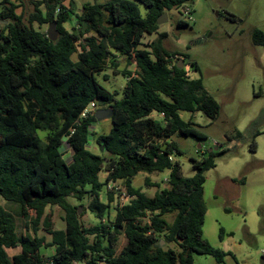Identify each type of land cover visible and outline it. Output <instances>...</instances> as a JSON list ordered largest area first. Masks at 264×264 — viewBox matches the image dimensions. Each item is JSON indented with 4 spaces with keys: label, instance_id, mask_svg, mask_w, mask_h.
<instances>
[{
    "label": "trees",
    "instance_id": "1",
    "mask_svg": "<svg viewBox=\"0 0 264 264\" xmlns=\"http://www.w3.org/2000/svg\"><path fill=\"white\" fill-rule=\"evenodd\" d=\"M65 1L37 0L27 23L14 0L0 2V22H6L0 30V197L18 205V216L33 233L18 235L14 215L0 205V264H194L195 254L224 264L227 256L235 255L204 237V185L206 172L230 150L205 151L192 159L193 177H185L180 163L170 159L182 155L172 141L175 135L206 140L196 123L180 113L202 112L217 120L221 107L202 77H186L187 65L199 73L200 67L166 48L167 33L143 44L146 35L158 33L160 16L192 0L87 3L71 31L65 24L73 11ZM139 4L147 8L146 16ZM54 21L56 41L34 27ZM177 25L189 24L180 19ZM252 39L264 46L263 31L255 30ZM120 57L136 66L135 73L118 71ZM178 57L185 62L183 69ZM172 59L177 61L172 64ZM110 65L114 74L127 78L121 98L98 80ZM92 102L98 110L111 112L108 134L92 131L98 122L95 114L82 118ZM153 112L164 121L151 117ZM259 135L252 138V152L258 149ZM92 136L102 155L91 151ZM229 139L244 140L245 135L237 132ZM103 171L108 172L105 181L100 180ZM166 171L170 173L164 189L146 179L147 186L159 187L153 197L133 185L142 172ZM119 180L131 200L118 205L115 217L108 219L114 197L109 193L104 203L100 195L109 182ZM233 181L245 183L246 177ZM87 196L92 200L85 208L101 221L93 227L81 222L78 212L84 206L68 201L71 197L82 202ZM55 206L64 211L63 230L55 229L52 215L46 214ZM168 215H174L172 222ZM41 230L45 235H39ZM122 234L127 244L117 254ZM225 236L221 228V239ZM162 240L179 251L161 246ZM17 247L21 253L10 258L6 250ZM51 248L54 254H42Z\"/></svg>",
    "mask_w": 264,
    "mask_h": 264
},
{
    "label": "rangeland",
    "instance_id": "2",
    "mask_svg": "<svg viewBox=\"0 0 264 264\" xmlns=\"http://www.w3.org/2000/svg\"><path fill=\"white\" fill-rule=\"evenodd\" d=\"M2 0H0L1 2ZM20 8L18 13L24 16L25 22L34 12L37 0H14ZM66 0L65 5L72 9L70 21L65 28L72 30L76 25V14L81 13L87 3H106L110 0ZM192 17L194 23L178 27L177 23L183 19L182 9L168 13V21L159 25V31L153 35H146L143 44L155 41L159 33H167L166 48L170 52L183 55L186 63L195 61L200 67V73L195 72L193 77H202L204 85L210 94L219 103L221 110L217 120L208 118L202 112L194 114L183 112L185 121L192 120L196 128L205 135L206 140L198 141L194 137L175 135L172 141L181 149L182 155L177 156L183 175L193 177L196 170L192 159L201 158L199 145L203 144V151L229 149L230 152L217 159V167L206 172L204 185V202L207 213L204 224V237L212 246L225 252H232L224 264H262L264 258V46L256 45L252 36L255 30L264 32V0H192ZM143 16L147 8L139 4ZM43 12L46 8L41 7ZM1 11V7H0ZM5 23L0 22V30ZM50 24L34 27L42 33H48ZM141 48H145L144 46ZM78 55L73 56L77 60ZM182 58V57H178ZM183 59V58H182ZM121 65L118 71L135 73L136 66L129 65L125 58L120 57ZM177 59H172L174 64ZM114 68L104 69L98 80L111 92H119L122 97L127 85V78L122 74H114ZM108 80H104V76ZM97 133H107L111 123L101 121L94 126ZM237 132L245 135L244 140L229 139ZM256 133L258 149L251 151L252 138ZM215 143H218L216 145ZM91 151L102 155L99 146L93 140L90 143ZM138 174L133 182L137 188H142L149 197L157 192L156 186H147L146 179L152 184H158L161 189L167 187L165 178L167 172ZM102 181H105L103 175ZM246 177L245 183L234 182L233 179ZM233 178V179H232ZM123 187V183L121 184ZM111 204V216L114 208L120 204H127L123 192H118ZM107 187L101 192V199L108 202ZM92 197L87 196L82 202L74 198L68 201L74 205H83L79 214L85 227H93L101 221L85 207ZM0 205L14 215L17 231L21 234L32 233L31 225L28 230L26 222L18 216V205L5 201L0 197ZM46 214L52 215L53 227L64 229V211L60 207H48ZM174 215L166 216L170 222ZM107 216L104 222H106ZM148 220H144L146 223ZM224 228L226 236L220 237V229ZM233 235H229V234ZM39 235H45L43 230ZM51 240L50 236H47ZM124 234L119 236L115 247L117 254L126 246ZM167 249L179 251L175 244L164 245ZM46 252H49L48 249ZM194 264H217L209 255H194Z\"/></svg>",
    "mask_w": 264,
    "mask_h": 264
},
{
    "label": "built area",
    "instance_id": "3",
    "mask_svg": "<svg viewBox=\"0 0 264 264\" xmlns=\"http://www.w3.org/2000/svg\"><path fill=\"white\" fill-rule=\"evenodd\" d=\"M181 9H182L181 14L183 16V19H181V20L184 21L185 23L189 24V25H192V23H194V19L192 17L193 8H192L191 4H185ZM185 72H186L185 73L186 77L191 78V79L193 78L192 74L194 73V71L190 65H187L185 67ZM97 111H98V107H97L96 103L92 102V103H90L89 107L82 113V118H86L88 116V114H95ZM94 128L95 127H93V129ZM93 129H92V131H93ZM90 141L91 142L93 141V136L91 137ZM215 144L218 145V143H215ZM198 147L200 148L199 152L201 153V155L204 154L205 151L202 150L203 144L199 145ZM170 159L172 161H175L174 156H171ZM167 180H168V178L165 179L166 183H167ZM121 184H122V181H120V180L119 181H111L106 186L107 191L109 193H113L115 195L118 192H123L125 198L130 201L131 197L127 194L125 187H123ZM74 264H80V263H74Z\"/></svg>",
    "mask_w": 264,
    "mask_h": 264
},
{
    "label": "crops",
    "instance_id": "4",
    "mask_svg": "<svg viewBox=\"0 0 264 264\" xmlns=\"http://www.w3.org/2000/svg\"><path fill=\"white\" fill-rule=\"evenodd\" d=\"M195 73V72H194ZM193 78H197V77H193ZM182 113L183 112H181L180 113V115H181V117H182ZM96 114V113H95ZM191 114H194V113H191ZM151 117H153L156 121H158V122H163L164 121V117H163V115L162 114H160V113H157V112H153L152 113V115H151ZM99 121H101V123H103V124H106V123H111V120H110V118H105V119H103V120H98V122ZM98 122H97V124L96 125H98ZM95 125V126H96ZM111 125H112V123H111ZM112 128V127H111ZM111 130V129H110ZM110 130H109V132H110ZM93 132L94 133H96V134H99V133H97V131H96V128H94L93 129ZM109 132H107V133H105V134H108ZM100 148V147H99ZM175 160H177V158L175 157ZM167 172V177L165 178V179H167L168 178V176H169V171H166ZM103 175V178H104V180L106 179V177H107V175H108V172H106V171H103L101 174H100V180L102 181V176ZM147 177H150L151 175H146ZM233 179V178H232ZM158 189H159V187H157ZM112 195H113V193H111ZM114 196V195H113ZM102 200V199H101ZM114 202V201H113ZM112 204V203H111ZM121 205H123V204H121ZM114 211H115V208H114ZM112 214L110 213V216H111ZM115 215H116V211H115V214L113 215V217H115ZM112 217V218H113ZM65 228H66V225H65ZM64 228V229H65ZM60 230H63V229H60ZM44 232V231H43ZM17 233H18V231H17ZM45 233V232H44ZM27 234H30V233H27ZM27 234H21V235H27ZM18 235H20L19 233H18ZM41 236V235H40ZM43 236V235H42ZM46 250L47 249H42V254L43 255H45V256H51L52 254H54V251H55V249L54 248H51V249H48V251L49 252H46ZM7 251V254H8V256L10 257V258H12V257H14L15 255H18V254H20L21 253V251H22V249L20 248V247H17V248H12V249H7L6 250Z\"/></svg>",
    "mask_w": 264,
    "mask_h": 264
},
{
    "label": "water",
    "instance_id": "5",
    "mask_svg": "<svg viewBox=\"0 0 264 264\" xmlns=\"http://www.w3.org/2000/svg\"><path fill=\"white\" fill-rule=\"evenodd\" d=\"M167 21H168V13H164L162 16L158 18L157 23L158 25H161ZM2 23H6V22H2ZM58 35H59V31L57 29V23L54 21L50 23L49 30H48V37L51 41H56L58 38ZM178 65L180 69L184 68L185 62L182 58L178 61ZM95 116L97 120H103L105 118H109L111 116V112L104 111V110H98ZM80 212H81V208H79L78 213L80 214ZM164 245H165V242L162 240L161 246H164ZM262 264H264V258H263Z\"/></svg>",
    "mask_w": 264,
    "mask_h": 264
}]
</instances>
